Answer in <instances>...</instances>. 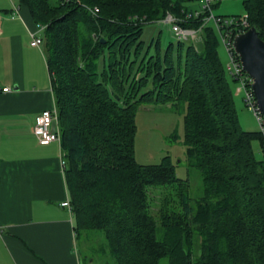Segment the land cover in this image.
Instances as JSON below:
<instances>
[{"label": "trees", "instance_id": "1", "mask_svg": "<svg viewBox=\"0 0 264 264\" xmlns=\"http://www.w3.org/2000/svg\"><path fill=\"white\" fill-rule=\"evenodd\" d=\"M20 2L44 26L75 226L102 230L117 264H264L263 139L240 125L228 75L237 81L220 60L213 24L196 51L178 38L165 47L159 36L142 38L146 23L168 11L182 16L183 0ZM242 3L264 40V0ZM202 16L186 25L200 26ZM149 103L183 108L202 195H189L169 156L136 161L137 109ZM150 187L161 190L156 215Z\"/></svg>", "mask_w": 264, "mask_h": 264}, {"label": "crops", "instance_id": "2", "mask_svg": "<svg viewBox=\"0 0 264 264\" xmlns=\"http://www.w3.org/2000/svg\"><path fill=\"white\" fill-rule=\"evenodd\" d=\"M32 35L44 39V26L28 8L0 0V264H84L61 142L41 145L33 132L39 112L57 108L44 41L32 46Z\"/></svg>", "mask_w": 264, "mask_h": 264}, {"label": "rangeland", "instance_id": "3", "mask_svg": "<svg viewBox=\"0 0 264 264\" xmlns=\"http://www.w3.org/2000/svg\"><path fill=\"white\" fill-rule=\"evenodd\" d=\"M203 3L204 0H183L184 10H181L182 16L178 17L173 12L168 11L162 18L167 19L170 16L177 22L183 31L188 34V38L196 51H199L201 45L204 43V27L202 28L201 37L197 35L192 37L187 30L197 29L199 26H189L186 23L188 19L192 18L189 13L199 11ZM186 7L188 11L185 9ZM213 11L215 14L225 16L246 15L242 0H222L213 7ZM157 36H159L162 47H165L170 41L177 40V36L172 31L169 23L161 21L146 23L142 34L143 40L149 42L151 38L155 39ZM218 40V55L225 66L228 60L227 51L220 38ZM228 79L233 90L241 127L247 131H258L259 124L255 115L243 99V88L238 82L233 81L229 75ZM183 114V108L172 106L171 103L140 104L136 114L137 131L135 135L134 156L136 161L141 164H156L164 156H169L175 166V175L187 180L188 193L191 197L196 198L202 195L203 182L200 171L189 164L186 156L185 144L183 142ZM58 119L57 112V122L59 121ZM252 148L255 157L261 159L263 154L258 140L252 141ZM63 154L65 155L64 150ZM160 191V189L154 187L148 189L151 201L150 208L155 215L159 198L161 197ZM76 245L83 256L84 264H117L115 257L110 251L109 242L104 232L100 229H87L82 224H77ZM163 262L161 264H165Z\"/></svg>", "mask_w": 264, "mask_h": 264}, {"label": "built area", "instance_id": "4", "mask_svg": "<svg viewBox=\"0 0 264 264\" xmlns=\"http://www.w3.org/2000/svg\"><path fill=\"white\" fill-rule=\"evenodd\" d=\"M222 0H204V3L199 11L195 13H189L191 17L202 16V24L197 29L187 30L192 37L197 35L201 37L202 28L207 23H212L218 32L219 38L224 45L228 60L226 63V68L230 72V75L241 85L243 88V99L245 104L253 111L255 118L259 124L258 131L260 132L263 139V149H264V118L257 108L256 100L253 91L250 87L251 78L247 75L241 66V62L238 54L233 48V37L236 33L244 32L250 25L247 21V15L243 16H222L215 14L213 11V4L216 2H221ZM96 9V8H95ZM167 19L160 20L161 22H166L171 25L172 31L175 33L179 40L190 41L188 34L183 31V29L175 22L170 16ZM43 37L32 35L30 44L32 46H42ZM3 91L9 90V87H4ZM55 123V128L52 129V125ZM34 135L41 145L49 144L53 141H61V133L57 122V111L55 108H45L42 109L36 117V121L33 127ZM62 165H65L64 158L62 159ZM63 205L69 206L68 201L62 203Z\"/></svg>", "mask_w": 264, "mask_h": 264}, {"label": "water", "instance_id": "5", "mask_svg": "<svg viewBox=\"0 0 264 264\" xmlns=\"http://www.w3.org/2000/svg\"><path fill=\"white\" fill-rule=\"evenodd\" d=\"M232 44L242 70L251 78L250 87L257 108L264 118V40L259 37L258 29L250 25L244 32L234 35ZM54 128L55 123L52 125Z\"/></svg>", "mask_w": 264, "mask_h": 264}]
</instances>
